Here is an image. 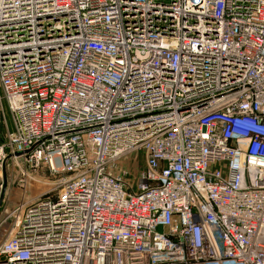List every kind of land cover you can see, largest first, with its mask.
I'll list each match as a JSON object with an SVG mask.
<instances>
[{
    "label": "built area",
    "instance_id": "obj_1",
    "mask_svg": "<svg viewBox=\"0 0 264 264\" xmlns=\"http://www.w3.org/2000/svg\"><path fill=\"white\" fill-rule=\"evenodd\" d=\"M1 92L0 264H264V0H0Z\"/></svg>",
    "mask_w": 264,
    "mask_h": 264
},
{
    "label": "rangeland",
    "instance_id": "obj_2",
    "mask_svg": "<svg viewBox=\"0 0 264 264\" xmlns=\"http://www.w3.org/2000/svg\"><path fill=\"white\" fill-rule=\"evenodd\" d=\"M3 111L0 114V128L4 132V121H12L11 112L1 92ZM12 124V122H11ZM10 125V124H9ZM2 133V135H3ZM134 161V165L132 162ZM145 165L143 154H132L128 159H122L114 167V172L133 180L134 175ZM62 172H51L46 165L32 166L22 157L6 159L0 170V212L3 223L0 225V241L11 231L13 207L28 203L42 195H56L61 188ZM3 192V195H2Z\"/></svg>",
    "mask_w": 264,
    "mask_h": 264
},
{
    "label": "water",
    "instance_id": "obj_3",
    "mask_svg": "<svg viewBox=\"0 0 264 264\" xmlns=\"http://www.w3.org/2000/svg\"><path fill=\"white\" fill-rule=\"evenodd\" d=\"M2 195H3V192H2Z\"/></svg>",
    "mask_w": 264,
    "mask_h": 264
}]
</instances>
